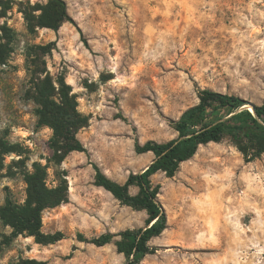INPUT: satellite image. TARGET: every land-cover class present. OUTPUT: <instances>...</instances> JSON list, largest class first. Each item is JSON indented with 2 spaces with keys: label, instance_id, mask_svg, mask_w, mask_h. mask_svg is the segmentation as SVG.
<instances>
[{
  "label": "rangeland",
  "instance_id": "obj_1",
  "mask_svg": "<svg viewBox=\"0 0 264 264\" xmlns=\"http://www.w3.org/2000/svg\"><path fill=\"white\" fill-rule=\"evenodd\" d=\"M51 0L0 1V207L23 204L25 174L40 164L49 188L65 180L68 201L42 214L40 244L0 218V264H127L119 237L146 227L148 214L95 183L98 167L124 184L155 159L135 145L177 138L173 122L201 90L264 102V0H63L70 20L39 26ZM60 78L88 119L84 151L54 158L53 130L41 125L35 81ZM168 228L141 264H264V153L247 160L229 137L201 146L174 177H151ZM137 187L130 193L136 195Z\"/></svg>",
  "mask_w": 264,
  "mask_h": 264
},
{
  "label": "trees",
  "instance_id": "obj_2",
  "mask_svg": "<svg viewBox=\"0 0 264 264\" xmlns=\"http://www.w3.org/2000/svg\"><path fill=\"white\" fill-rule=\"evenodd\" d=\"M69 20L66 2L51 0L43 9L39 26L58 30ZM57 85L50 78L37 79L33 99L39 123L53 130L50 148L54 158L63 160L71 152L84 151L77 133L87 126L88 119L78 111L71 88L65 80L60 78ZM248 104L239 96L201 90L199 103L173 122L177 138L165 143L148 141L135 145L138 155L152 153L155 156L147 169L131 173L124 184H119L95 167L97 186L110 192L122 205L146 211L148 219L145 228L105 234L92 239L91 243L103 247L119 237L116 245L118 251L126 256L127 264H141L147 255L155 254L156 250L149 243L168 228V217L158 197L161 187L153 186L151 177L161 172L167 177H174L180 165L193 159L201 146L220 143L226 137L232 140L247 160L259 158L264 153V102L252 105L253 111L243 108ZM2 146L0 156L11 152V149H2ZM46 174L42 165L35 164L34 171L25 174L28 186L25 202L19 204L8 197L0 207L1 220L15 234H27L45 245L56 243L62 237L60 234L50 236L42 233L43 212L68 201L67 182L63 180L59 186L49 188ZM132 187L138 188L136 195L130 193Z\"/></svg>",
  "mask_w": 264,
  "mask_h": 264
},
{
  "label": "water",
  "instance_id": "obj_3",
  "mask_svg": "<svg viewBox=\"0 0 264 264\" xmlns=\"http://www.w3.org/2000/svg\"><path fill=\"white\" fill-rule=\"evenodd\" d=\"M243 108H247V106H244ZM252 111H253V110H252ZM147 168H148V167H147ZM147 168H146V169H147ZM144 170H145V169H144Z\"/></svg>",
  "mask_w": 264,
  "mask_h": 264
},
{
  "label": "crops",
  "instance_id": "obj_4",
  "mask_svg": "<svg viewBox=\"0 0 264 264\" xmlns=\"http://www.w3.org/2000/svg\"><path fill=\"white\" fill-rule=\"evenodd\" d=\"M148 154H150V153H148Z\"/></svg>",
  "mask_w": 264,
  "mask_h": 264
},
{
  "label": "bare ground",
  "instance_id": "obj_5",
  "mask_svg": "<svg viewBox=\"0 0 264 264\" xmlns=\"http://www.w3.org/2000/svg\"><path fill=\"white\" fill-rule=\"evenodd\" d=\"M212 144V143H211Z\"/></svg>",
  "mask_w": 264,
  "mask_h": 264
}]
</instances>
